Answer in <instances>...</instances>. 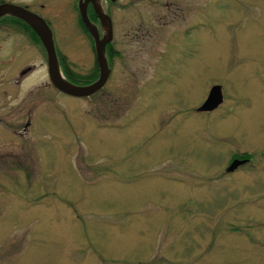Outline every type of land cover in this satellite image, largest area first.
Instances as JSON below:
<instances>
[{
	"label": "rangeland",
	"instance_id": "1",
	"mask_svg": "<svg viewBox=\"0 0 264 264\" xmlns=\"http://www.w3.org/2000/svg\"><path fill=\"white\" fill-rule=\"evenodd\" d=\"M4 1L49 21L76 78L96 74L78 0ZM147 1L114 28L154 35L120 43L88 98L58 92L21 35L0 36V128L34 131L0 140V264H264V0H186L199 25L180 35ZM213 85L222 104L196 112Z\"/></svg>",
	"mask_w": 264,
	"mask_h": 264
},
{
	"label": "flooded vegetation",
	"instance_id": "2",
	"mask_svg": "<svg viewBox=\"0 0 264 264\" xmlns=\"http://www.w3.org/2000/svg\"><path fill=\"white\" fill-rule=\"evenodd\" d=\"M140 1H144V0H101V6L103 7L104 4L106 5L104 12L109 16L110 25H111L110 35L106 37V40H108V38H109V40L105 44V54H106L108 66L110 68V75H109V78L107 80V83H108L109 79H111V77H112L113 69L115 67V63H117V62L120 63V61H123V58L125 57V51L121 47L120 43H124L125 45H128V43H130V44L137 43L139 46V44L143 43L147 37L149 39V37H152L154 35V30L149 29V30H145L143 32L134 31L132 34L129 32H126V35H127V36L125 35L126 38L121 39L118 37L116 29L114 28V25L117 24L118 19H123L124 18L123 16H125L128 13V10H129L128 8L130 7L131 3L137 4ZM181 1L183 2V4H181ZM185 1L186 0H148L146 3H150V5L149 6L144 5V6H148L150 8H155V6H158L160 9H164L163 11L165 12L167 18L173 19V20L181 19L182 22H185V25H184V28H182L183 29L182 31H180V32L176 31L174 34H172V35H180V34H182V32L187 31L188 29H194L195 28L193 26L194 24L199 25L198 22H196V23L191 22V23L187 24V21H186L187 17L185 16V13H186V10H188V8H187V5H184ZM0 3H7V2L2 0ZM115 3L117 6L116 10L113 7V6H115ZM17 5L26 8L28 11L35 13L36 15H38L42 19H44V21L48 25L50 32H51L53 46H54L55 54L57 56L58 63L60 65V67L64 68V65L62 62L63 61L62 56H61V53L59 52V41L56 37V34H54L53 30L51 29L49 21L46 20L45 18H43L42 15L38 11L32 10L30 4H17ZM196 6L197 7H196V10L194 12V14H195L194 18L198 19L199 2H198V4H196ZM190 10H191V8H189L188 13L191 12ZM131 11L133 12V16L140 12V10L138 8L132 9ZM87 15H88L90 21L97 27L98 32H99V36L101 38H103L105 33L102 32V29H101L100 24H99V19L95 15L93 10L91 9L90 4L88 5V8H87ZM47 16L49 18H51L49 15H47ZM133 16H132V18L131 17H125L124 19L127 20L129 23L130 18H131V20H135L133 18ZM79 17H80V15H79ZM5 20H9L11 22L8 24L3 23L4 25H0V36L11 35V34H13V35L18 34L19 36L21 35L24 41L26 40L29 43H31L34 47L38 48L39 50L38 49L37 50L40 51L41 56L43 55L44 59L46 60V53H45V50L43 48V45H42L39 37L37 36V34H35V32L30 27H28L25 23H23L21 21L9 19V18L1 19L0 23L5 21ZM12 23L19 24L20 27L10 25ZM157 25H160V27H162L161 22H158ZM189 25H191L190 28H188ZM83 35L85 37L87 36V38L90 39V41L92 43V54L95 55L93 39H92L91 35L88 33V31L86 29H84ZM129 35H131V36H129ZM95 68H97L96 63H95ZM30 70L31 69L28 68V69L22 71V74H25L26 72H28ZM97 77H98V73H97ZM97 77H96V79H97ZM101 90H103V89H101ZM101 90H99L98 92H100ZM97 93H95V94H97ZM8 127H9L8 130L5 127H4L5 130L0 128V140H3V141L7 140L5 138L7 136L6 132H8V131L12 132L13 135H19L20 137H26L28 135V133L34 132L29 119L25 123L24 126H8ZM19 128H21V129H19ZM35 132H37V130H35ZM2 144L5 145V143H2Z\"/></svg>",
	"mask_w": 264,
	"mask_h": 264
},
{
	"label": "water",
	"instance_id": "3",
	"mask_svg": "<svg viewBox=\"0 0 264 264\" xmlns=\"http://www.w3.org/2000/svg\"><path fill=\"white\" fill-rule=\"evenodd\" d=\"M89 4L92 5L94 13L99 19L102 32L105 33L103 38L99 36L97 27L88 18L87 8ZM78 10L85 28L93 39L96 65L99 71L97 79L87 85L74 84L62 74L55 54L50 29L40 16L28 11L24 7L2 3L0 4V18L3 16L15 17L27 24L35 34H37L46 53L49 80L55 89L71 97L86 98L102 89L110 75V68L105 54V44L109 40V38L106 40V37L110 35L111 25L109 16L102 10L99 0H79ZM222 101L223 95L221 86L214 85L210 88L204 102L198 107V111H213L222 103ZM246 162L247 160L245 159H234L226 171L233 172Z\"/></svg>",
	"mask_w": 264,
	"mask_h": 264
},
{
	"label": "trees",
	"instance_id": "4",
	"mask_svg": "<svg viewBox=\"0 0 264 264\" xmlns=\"http://www.w3.org/2000/svg\"><path fill=\"white\" fill-rule=\"evenodd\" d=\"M9 18V17H8ZM11 19V18H10ZM17 20V19H16ZM19 21V20H18ZM83 25V24H82ZM84 27V26H83ZM84 29H85V27H84ZM63 61V65H64V68H62V70H63V72H64V74H65V76L67 77V79L69 80V81H71L72 83H75V84H79V85H86V84H89V83H91V82H93L95 79H96V77H97V70H96V68H95V72H96V74H93V75H91V76H87V77H81V78H76L77 76H75L74 74H71L70 72H69V70L65 67V63H64V59H62ZM97 67V66H96ZM245 157H248V156H246V155H244ZM236 157H240V156H236Z\"/></svg>",
	"mask_w": 264,
	"mask_h": 264
}]
</instances>
